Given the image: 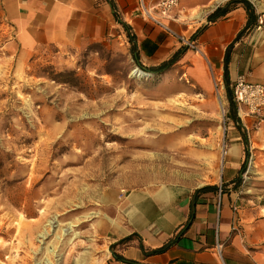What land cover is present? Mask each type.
<instances>
[{"label": "rangeland", "instance_id": "rangeland-1", "mask_svg": "<svg viewBox=\"0 0 264 264\" xmlns=\"http://www.w3.org/2000/svg\"><path fill=\"white\" fill-rule=\"evenodd\" d=\"M251 1L264 58V0ZM12 40L0 21V264H105L100 225L139 190L228 187L264 216V121L244 118L224 83L219 99L212 71L204 92L182 58L140 68L127 37L25 63Z\"/></svg>", "mask_w": 264, "mask_h": 264}, {"label": "crops", "instance_id": "crops-1", "mask_svg": "<svg viewBox=\"0 0 264 264\" xmlns=\"http://www.w3.org/2000/svg\"><path fill=\"white\" fill-rule=\"evenodd\" d=\"M244 1L256 17L252 23L235 0H179L164 24L191 40L198 52L143 20L139 0H0V21L13 32L8 47L21 63L43 52L54 51L60 58L114 36V41L127 37L140 68H158L181 52L178 61H189L186 74L204 92L211 85L209 71L222 77L228 91L238 76L264 83L256 7ZM239 163V153L231 150L228 170L234 172ZM113 211L100 225L114 247L105 264H264V216L228 187L134 191L116 202Z\"/></svg>", "mask_w": 264, "mask_h": 264}, {"label": "built area", "instance_id": "built-area-1", "mask_svg": "<svg viewBox=\"0 0 264 264\" xmlns=\"http://www.w3.org/2000/svg\"><path fill=\"white\" fill-rule=\"evenodd\" d=\"M178 5L179 0H153L152 5H146L143 0H139L138 15L167 35L179 39L187 49L198 52L196 45L191 40H184L176 36L164 24V21L172 18ZM213 87L220 99V93L223 90L221 76L213 75ZM231 91L233 102L244 118L252 117L264 121V83H249L244 77L238 76L232 85Z\"/></svg>", "mask_w": 264, "mask_h": 264}, {"label": "trees", "instance_id": "trees-1", "mask_svg": "<svg viewBox=\"0 0 264 264\" xmlns=\"http://www.w3.org/2000/svg\"><path fill=\"white\" fill-rule=\"evenodd\" d=\"M234 3H236V4L241 3L244 6L246 13L248 15V22L249 23L256 21V17L254 18L253 10H252L251 6L246 1H244V0L243 1H237ZM129 42L132 44L131 39H129ZM134 53H135V49L132 46V54L134 55ZM180 54H181V52L176 53L168 62L162 64L158 68L148 69L147 72H149V73H161V72L168 70L170 67H172L179 60ZM133 59H134V57H133ZM226 61H227V55H226ZM232 110H233V115H234L235 114V107L233 105H232ZM207 190H214V188H207ZM162 250L163 249H161V251Z\"/></svg>", "mask_w": 264, "mask_h": 264}, {"label": "bare ground", "instance_id": "bare-ground-1", "mask_svg": "<svg viewBox=\"0 0 264 264\" xmlns=\"http://www.w3.org/2000/svg\"><path fill=\"white\" fill-rule=\"evenodd\" d=\"M132 75L134 77H137V78H150L151 77L149 74L143 73V72L139 71L138 69L133 70ZM66 234H67V232L62 230L61 235H60V239H61V237H64ZM73 236H75V234Z\"/></svg>", "mask_w": 264, "mask_h": 264}]
</instances>
